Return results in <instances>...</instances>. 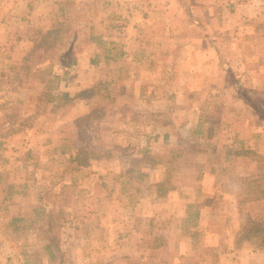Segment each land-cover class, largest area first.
I'll list each match as a JSON object with an SVG mask.
<instances>
[{
  "label": "rangeland",
  "instance_id": "1",
  "mask_svg": "<svg viewBox=\"0 0 264 264\" xmlns=\"http://www.w3.org/2000/svg\"><path fill=\"white\" fill-rule=\"evenodd\" d=\"M0 264H264V0H0Z\"/></svg>",
  "mask_w": 264,
  "mask_h": 264
},
{
  "label": "trees",
  "instance_id": "2",
  "mask_svg": "<svg viewBox=\"0 0 264 264\" xmlns=\"http://www.w3.org/2000/svg\"><path fill=\"white\" fill-rule=\"evenodd\" d=\"M38 32H40V31H38ZM50 32H52V31H50ZM50 32L48 31V34H49ZM44 35H45V34H44ZM46 35H47V34H46ZM30 39H32L33 41H35V38H31V37H30ZM63 96L66 97V96H67V93L64 92V93H63ZM251 236H252L251 233L244 232V234H243V236H242L241 239H242V240H243V239H250Z\"/></svg>",
  "mask_w": 264,
  "mask_h": 264
},
{
  "label": "crops",
  "instance_id": "3",
  "mask_svg": "<svg viewBox=\"0 0 264 264\" xmlns=\"http://www.w3.org/2000/svg\"><path fill=\"white\" fill-rule=\"evenodd\" d=\"M17 9V8H16ZM11 17V16H10ZM10 31V30H9Z\"/></svg>",
  "mask_w": 264,
  "mask_h": 264
}]
</instances>
